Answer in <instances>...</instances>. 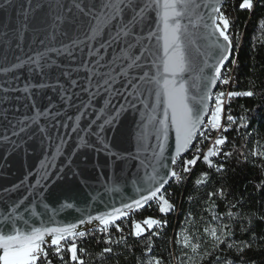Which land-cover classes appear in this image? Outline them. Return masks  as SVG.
<instances>
[{"label": "snow or ice", "instance_id": "snow-or-ice-1", "mask_svg": "<svg viewBox=\"0 0 264 264\" xmlns=\"http://www.w3.org/2000/svg\"><path fill=\"white\" fill-rule=\"evenodd\" d=\"M237 6L253 15L257 7L264 9L261 0L237 5L229 0H0V11L15 14L14 21L9 15L0 24V160L22 150L27 154L36 141L45 154L35 173L29 168L19 183L0 184V264H85L81 254L87 250L80 245L90 237L105 245L101 260L123 245L136 264H165L153 252L155 238L168 226L166 217L176 210L168 188L191 179L200 162L206 168L193 183L208 189L212 219L229 223L210 233L205 229L214 241L211 250L190 245L188 235L181 240L174 234V245H190L192 255L185 257L203 264H254L249 253L264 243V178L245 184L228 175L230 161L243 172L249 157L224 151L227 132L251 128L252 120L250 109L239 117L228 110L225 123V99L259 97L255 115L264 121V81L245 90L216 91L231 83L225 71L234 63L238 33L229 9ZM258 22L264 29V15ZM130 112L140 114L141 125L146 114L152 121L153 163L145 166L144 178L139 176L143 161L131 165L137 167L131 193L127 179L119 186V177L97 188L89 183L92 173L107 177L138 159L139 153L114 151L102 135L111 132L116 140ZM213 132L218 135L203 151ZM73 136L78 143L71 146ZM46 141H59L54 153L47 152ZM63 145L70 151L57 166ZM101 150L102 164L92 155ZM216 202L226 205L225 213L217 214ZM151 207L159 216L131 219ZM126 219L134 241L148 237L139 257L123 235L120 221ZM225 249L230 257L217 255Z\"/></svg>", "mask_w": 264, "mask_h": 264}, {"label": "trees", "instance_id": "trees-1", "mask_svg": "<svg viewBox=\"0 0 264 264\" xmlns=\"http://www.w3.org/2000/svg\"><path fill=\"white\" fill-rule=\"evenodd\" d=\"M237 2L238 0H229L230 5H237ZM261 2L264 3V0H261ZM229 14L235 20L233 31L238 33V37L234 39L235 47L232 51V61L234 63L227 65V68L232 66L229 73L232 76L233 85H230L229 90H245L253 83L264 81V29L259 27L258 22L259 18L264 15V9L257 7L253 15L247 11H240L237 6L230 7ZM259 106V97L253 99L244 97L233 98L226 104L225 123H227L228 110L237 117L244 115L246 109L251 110L248 112V116L252 120L251 128L227 132L228 142L224 146V151H231L236 154L243 152L248 155L249 162L244 166L243 172L234 165L233 161L229 162L233 164L228 173L229 177L239 178L245 184L255 183L257 178H264V156L256 157L251 154L254 150L264 154V121L259 120L255 115ZM205 146L206 142L203 143V151ZM194 153L195 147L187 153V157L190 158ZM219 159L223 160V157H219ZM205 168L206 165L200 162L191 174V179L180 184L173 182L168 188L169 197L175 202L176 210L166 217L168 226L163 230L162 235L155 238L153 252V255L161 256L165 264H181L182 258H184L183 264H203L199 259L192 261L185 257V254L187 256L192 255L191 243L200 244L201 250H211L214 241L208 233L213 228H219L222 224L229 223L227 219L219 223L212 219L214 204L213 201H207L206 203L205 193L208 189L205 187L197 188L193 183L197 178V174ZM176 170L181 171L179 167ZM239 186L243 187V184ZM189 196L192 197L191 201ZM216 203L219 205L217 214L225 213L226 205L220 202ZM146 216H159V213L154 210V207H151L133 214L131 219L139 221ZM120 224L124 229L123 235L129 237L128 244H135L137 249L135 257H139L141 254L139 250L143 244L148 242L147 235L140 241H134L129 236L131 220H122ZM205 229H208V233H206ZM174 234H178L181 240L185 235H188L190 237L189 248L185 249L182 246L174 245ZM118 235L113 230V240H116ZM97 238H99V234H97ZM237 238H239V231H237ZM80 246L87 250L81 254L85 264H136V259L132 253L124 251L123 245L116 247L114 254L103 260L99 257L100 249L105 246L103 243L97 246L96 239L90 237L81 243ZM260 249H264V243L258 247L254 245V250L249 253V256L254 259V264H264V251ZM217 255L230 257L232 254L225 249L223 252L217 253ZM55 264H60V262L57 260Z\"/></svg>", "mask_w": 264, "mask_h": 264}, {"label": "water", "instance_id": "water-1", "mask_svg": "<svg viewBox=\"0 0 264 264\" xmlns=\"http://www.w3.org/2000/svg\"><path fill=\"white\" fill-rule=\"evenodd\" d=\"M9 15H11L13 21L15 18L14 12L12 13H4L0 11V24L5 23L8 20ZM12 25L10 24V27ZM154 99V95H153ZM98 111V108L96 109ZM72 114V113H70ZM66 119V117H65ZM89 119H95L94 116H90ZM141 116L139 113H128L123 127L121 128V135L116 140H111L112 133L107 132L106 137L108 138L109 142L113 144V150L118 151L121 154L131 155L133 157L137 156L139 153L138 159L131 160L129 164L122 165V170H118L113 174L111 171L107 172V177L104 173L96 172L92 173L89 183L99 188L103 184L107 183H114L117 180V177L120 178V187L123 188L124 184L123 181L127 179L128 187L127 192L131 193L133 191V184L132 180L134 178V174L137 172V167H132V164L140 165V161H143L144 166L139 167V176L144 178L145 176V166L150 165L153 163L152 159V151L153 149L148 147L149 145L155 144V138L153 135L154 129L152 127V121L149 119V116L146 114L144 117V124H140ZM102 122V121H100ZM61 131H70V129H62ZM83 135V133H81ZM174 138V133H172ZM67 139V137H66ZM95 140V137H92ZM142 141V143H141ZM56 143L59 141H55L51 145L48 142H45V149L48 153H54L56 151ZM69 145L74 146L78 143V140L75 136L69 139ZM99 147V145H98ZM35 148V151H33ZM27 154L25 151H20L18 154L13 155L10 157L7 162L0 160V184L9 185V182H16L19 183L21 179H23L24 175L28 172L29 168H32L33 173L37 171L40 166V161L45 158V154L40 150L39 141L35 143L29 144L27 147ZM69 146L63 145L62 146V154H57L55 159V164L60 166L62 162H66V156L69 154ZM81 151H88L87 149H81ZM94 158H98L100 163L102 164L105 159V154L101 150L97 157L96 153H92ZM35 166V167H33ZM54 170V169H53ZM147 171L150 173L151 168L148 167ZM34 182V181H33ZM23 192V189H21ZM83 207V205L81 206ZM40 211L43 212L44 208L41 206ZM49 215H53L51 206L48 209ZM135 214V213H134ZM61 216L63 213L60 214ZM57 220L60 219V216L56 217Z\"/></svg>", "mask_w": 264, "mask_h": 264}, {"label": "built area", "instance_id": "built-area-1", "mask_svg": "<svg viewBox=\"0 0 264 264\" xmlns=\"http://www.w3.org/2000/svg\"><path fill=\"white\" fill-rule=\"evenodd\" d=\"M231 68H232V66H230L229 68H227L228 70L225 71V77H226V78H229V77H230V73H229V71L231 70ZM230 85H231V84H230ZM219 91H225V92L229 91V85H223V84H221V87L219 88ZM227 102H228V100H227V98H226V99H225V104H227ZM217 135H218V133H216V132H214V133L212 134V141H208V142H206V146H205L204 151H206V150L209 148L210 144L214 141V139L216 138ZM141 220H142V219H141ZM141 220H139V221H141Z\"/></svg>", "mask_w": 264, "mask_h": 264}, {"label": "bare ground", "instance_id": "bare-ground-1", "mask_svg": "<svg viewBox=\"0 0 264 264\" xmlns=\"http://www.w3.org/2000/svg\"><path fill=\"white\" fill-rule=\"evenodd\" d=\"M228 67V66H227ZM230 78H231V85H233V81H232V76L230 75ZM221 87V85H219L217 88H216V91H219V88ZM229 89H230V85H229Z\"/></svg>", "mask_w": 264, "mask_h": 264}]
</instances>
